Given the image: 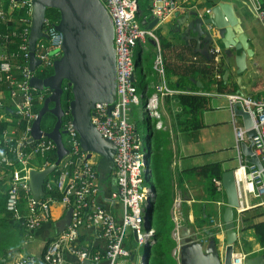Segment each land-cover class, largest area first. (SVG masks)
<instances>
[{
    "label": "built area",
    "instance_id": "2783aa9c",
    "mask_svg": "<svg viewBox=\"0 0 264 264\" xmlns=\"http://www.w3.org/2000/svg\"><path fill=\"white\" fill-rule=\"evenodd\" d=\"M101 1L113 19L116 66L115 99L111 104L96 102L92 109L91 120L102 136L112 140L116 145L113 156L114 186L108 198L111 201L119 200L122 204L120 218H117L109 209L94 203L95 196L102 190L103 181L98 177L94 162L81 148L79 135L73 126L69 108L63 110L61 122L66 141L63 143L68 152L59 161L55 169L56 173L44 183L48 190L55 188L60 198L44 195L40 199H35L31 195L28 183L30 157H40L42 166L45 167L49 165L48 152L55 149L54 141L46 136L34 140L35 143L25 149V146L32 142L29 141L30 128L38 114V111L34 109V103L42 102L51 89L39 90L29 84V79L38 65L34 70H31L28 65L31 0H0V19L10 27L13 24L15 28L21 27L18 31L11 27L12 35L21 39L17 44V56L16 53L6 51V42L0 44V83L6 84L10 89L16 117L15 126L6 127L0 132V165H17L9 178L5 209L24 228L26 237L30 238L32 232L40 224L51 218V203L62 202L71 208L68 224L45 246L41 258L47 264H68L65 252L74 254L80 263L90 261L96 264L104 258L108 264H130L128 258L131 252L124 243L127 230L131 228L135 231L137 244L142 243L147 237L151 240L153 236V229L145 230L146 220L143 208L146 190L144 171L147 163L145 150L136 133L135 124L128 119V111L131 103H139L142 99V95L137 93L134 82L133 49L138 44H143L148 38L157 40V35L154 27L146 28L139 22L138 0ZM248 2L255 16L264 26V0H248ZM178 6L177 0H150V12L157 18V21H163L173 15ZM22 9L24 14L14 15L15 10ZM206 12L210 14L211 9L207 8ZM57 22L58 20L45 17L43 30L48 37L39 38L35 45L36 58L40 59V63L43 62L45 66L51 68L54 59L61 55L60 44L63 34L55 27ZM161 56L156 57L155 64L158 71L163 73ZM12 57H23L24 63L14 61ZM68 87L66 81L62 83V91ZM178 92H183V90L171 89L164 82L158 83L155 85L154 94L147 99L146 107L154 109L158 97ZM216 94L226 96L232 111L235 106H239L250 116L252 120L250 128L254 129V134L250 136L252 152L261 164L259 168L253 162H242L240 146L248 139L246 134L248 128L236 124V118L232 113L235 147L240 159L234 168L239 196L238 205L234 209L239 219L240 214L250 205L246 198L247 189H250V192L257 197L264 195L262 174L264 169V98L234 91ZM149 104L153 106H147ZM153 113L158 116L157 111L153 110ZM64 116L66 118L63 120ZM22 120H24L23 129ZM11 154L14 155L15 160L10 159ZM213 181L217 190L223 189L220 177L214 178ZM22 200L26 201V208L21 207ZM180 201L177 196L171 208V217L174 221L173 236L177 242L180 238L179 227L181 225ZM212 220L217 227L222 228V222ZM86 221L99 227L100 234L106 241L103 251L81 248L77 244L81 227ZM177 247L178 244L173 253L178 260ZM244 257L245 254L242 252L233 251L231 263L242 264ZM12 264H39V259L33 253H19L13 259ZM142 264H145V258L142 259Z\"/></svg>",
    "mask_w": 264,
    "mask_h": 264
},
{
    "label": "crops",
    "instance_id": "0c3cea01",
    "mask_svg": "<svg viewBox=\"0 0 264 264\" xmlns=\"http://www.w3.org/2000/svg\"><path fill=\"white\" fill-rule=\"evenodd\" d=\"M141 1L144 4L143 6L146 9L148 8V11L146 10L144 13L139 9V22L142 23L143 20H147L146 22L149 23L153 18H151L150 12V0L146 3H144V0ZM218 1H227L233 6L234 12L240 18V24L247 36L248 46L252 53L247 54L245 58L246 65L242 72L238 71L231 46L227 48L224 47L221 38L210 22H204L202 25V28L209 32L208 34H200L196 30L195 25H193V22L198 18L205 19L208 15L206 9H211L212 5ZM177 2L179 6L175 9L173 15L163 21H157L152 26L154 27V31L158 30V35L155 33L157 35V40L148 38L143 43L150 42L154 46L151 52L153 55V67L157 71H155L151 77L144 72L143 77L147 84L139 88L144 104L143 108L145 110L143 117L147 125V131L142 140L145 156L148 153V160L144 171V186L146 189L143 200L146 220L145 230L153 229L154 232V228L150 226L148 222L149 220L153 221L152 218L155 211H157V215L159 214V209L155 210V208L158 194L161 191L163 195L161 211L164 212V208H168L167 212L164 213L165 216L168 215L169 220H171V228L168 230V234L170 239L174 242V245L170 247V256L175 260V264H183L182 256L184 254L188 255L186 259L192 258L193 261H198L199 263H201V261L208 263L209 258L203 257L202 255L198 256L197 252H195L196 256L185 248L191 246L193 241H197L200 243L203 254L207 255L212 253L210 243L213 242L218 256L223 257L226 230L222 216L226 205V197L210 196L209 192L213 193L214 191H210L208 188L206 189L202 183V175L198 174L194 168L195 166L210 162H218L221 170L235 168L238 165L237 162L233 167H225V162H227L225 159L226 157L222 158L220 155L225 151L223 147L232 142V150L236 152L237 161L240 160L235 147L232 113H234L236 118V124L243 126L244 116L247 113L239 106H235L232 111L226 96L216 93L234 91L246 93L257 98H264V58L258 56L259 47H257L256 32L248 18L247 11L249 10L254 18H256V22L259 20L252 11L248 0H177ZM243 5L247 7V10ZM141 45L142 44L137 45L139 49L136 58L142 56ZM196 52L199 55L212 59L213 63H221L220 65L223 67V72L221 73L219 70H216L212 76L215 79H223V83H225L224 91L218 90L215 81L208 83V81L202 80L199 76L182 75L179 73L182 64H186L189 61L188 58H190L191 53L194 54ZM158 55H162L163 73L158 71L155 64V59ZM136 68L138 67L136 66ZM225 70H228L229 73L226 77H223ZM134 79L138 80L139 77H135L134 74ZM161 82H164L171 89L204 95L206 97L204 107L206 106L215 111H202L203 107L201 111L198 112L201 126L188 129L189 127H184L182 123L183 120L188 119L189 113L184 111L182 105L179 104L177 100L176 96L179 92L158 97L154 109L146 107L147 99L155 92V85ZM0 91L7 92L10 95V89L6 84L0 83ZM4 105V101L0 99V117L10 125L15 115L1 112V109L7 107L14 109L13 101L12 104L7 107ZM147 106L153 105L149 104ZM153 110L157 111L158 116L154 115ZM239 118L241 122H239ZM146 119L151 123V130L148 129ZM153 119H155V121H153ZM13 126L14 123L9 127ZM223 132H228L229 137ZM64 135L63 133L62 140ZM245 142L248 144L249 140L247 139ZM240 148L242 162L248 163V157L243 152L242 145ZM230 150L231 148L226 150L228 154ZM154 155H156V158L153 166L151 160ZM89 158L94 162L96 168L99 155L93 152ZM203 158H206L207 161H204ZM163 166L165 168L162 169V172L167 170V176L165 178L167 182L165 184L168 186V197L165 195L166 190L163 188L162 184H160V190H158L159 186L153 179V173L159 171L157 176L159 180L158 183H160V169L163 168ZM14 167H17V165H0V264H12L13 259L19 253L25 252L36 255L39 259V264H47L41 258L43 251L47 242L61 231L60 221L65 217L69 207L62 202L56 201L51 203V218L40 224L32 232L31 237L27 238L24 228L21 227L19 222L5 209L6 190ZM29 168H43L40 157H30L28 170ZM50 177H52V175L48 174L46 178L48 179ZM113 186L114 178H107L103 181L102 190L95 196L94 203L109 209L117 218H120L122 215V204L119 200L111 201L108 198L109 192ZM218 191L224 190L216 189V192ZM177 196H179L181 200V225L179 227V235L184 228L188 230V235L186 236L187 240L184 243L180 242L181 235L178 242L173 236L174 221L171 217V208ZM246 198L250 205L240 214V217L238 216L239 219H237L236 210L233 209L234 228L236 230V241L233 244V251L245 254L242 264H244L246 260L249 261V264H263L261 255L264 254L261 251L262 246L256 235L250 237L255 240L251 252H246L238 247L241 244L240 231L243 228V218H248L245 212L264 204V195L259 198L250 192V189L246 191ZM21 207L26 208V201H21ZM263 218L264 215L259 217V219ZM212 219L222 222V228L217 227ZM134 235H136L135 231L129 228L124 240L125 246L131 252L128 258L130 264L133 262V264H135L140 259L137 254V249L140 245L146 246L142 257V259H144L147 258L149 247L155 242L152 236L151 240L150 237H147L142 243L137 244V242L134 243ZM105 243V238L100 234L99 227L86 221L81 227L77 244L81 248L103 251ZM177 244L178 260L173 253ZM206 249L207 251H205ZM65 255L68 259V264H92L90 261L80 263L76 256L70 252H65ZM96 264H108V261L101 258Z\"/></svg>",
    "mask_w": 264,
    "mask_h": 264
},
{
    "label": "water",
    "instance_id": "95a60500",
    "mask_svg": "<svg viewBox=\"0 0 264 264\" xmlns=\"http://www.w3.org/2000/svg\"><path fill=\"white\" fill-rule=\"evenodd\" d=\"M48 7L56 8L59 12L55 27L63 34L60 44L61 55L54 59L50 74L40 76L35 72L29 79V84L39 90L51 89V92L43 99L37 117L32 121L29 141L37 140L41 136L52 139L57 156L54 162L43 168H29L28 183L30 193L35 199L44 196L45 178L56 169L61 158L68 152L62 140L64 130L61 129L63 108L60 96L64 81L71 88L72 98L68 108L73 126L79 135L81 148L88 151L87 157L93 152L99 155L96 168L101 181L114 178L113 156L116 151L115 143L102 136L91 120L92 109L96 102L111 104L115 99L116 66L113 19L101 0H31V22L28 34V65L31 70H34L35 66L40 63V59L35 56L37 40L41 37H48L43 30L45 12ZM151 18L152 21L149 23L143 20L141 24L146 28H151L157 22V18L152 14ZM204 22H210L213 25L224 47L231 46L238 71L242 72L246 65L245 58L252 51L233 6L227 1H218L213 4L211 13L205 19L198 18L193 22L200 34L209 33L202 28ZM228 73L229 71L225 70L223 77H226ZM46 111L56 117L50 130H44L41 127V118ZM251 125L252 120L246 114L244 126L248 128L246 134L249 143L242 142L241 145L248 157L247 160L261 168L258 157L252 152L250 136L254 134V129L250 128ZM262 174L264 176V169ZM220 178L226 196L222 216L226 230L224 255L223 257L218 256L213 242L210 243L212 253L205 255L200 243L193 241L191 246L185 249L193 254L197 252L198 256L209 258V262L199 263L193 261L192 258L186 259L188 255L184 254L183 264H232L233 244L236 241L233 209L238 205L239 200L234 168L222 170ZM70 216L71 208L69 207L65 217L60 221L61 230L68 224ZM186 229L184 228L180 233L181 243L187 240L188 230ZM134 237V243H136V235ZM261 259L264 264V255H261ZM244 264H249V261L246 260Z\"/></svg>",
    "mask_w": 264,
    "mask_h": 264
},
{
    "label": "trees",
    "instance_id": "16d2710c",
    "mask_svg": "<svg viewBox=\"0 0 264 264\" xmlns=\"http://www.w3.org/2000/svg\"><path fill=\"white\" fill-rule=\"evenodd\" d=\"M144 1H145L144 3H146L148 0H144ZM143 5H144L143 2L141 0H138V6H139L140 11L145 13L146 10L148 11V8L146 9ZM21 14H24L23 9L14 11L15 16H19ZM45 17L50 18L52 20H58L59 18L58 9L53 8V7H48L45 12ZM11 27L13 29L15 28V25L13 24ZM11 27L9 25H6L5 22L0 19V44L2 42H6V51L8 53H16V56H17V44L18 42L21 41V39L18 36L12 35ZM20 28L21 27L18 26L15 29L16 31H18L20 30ZM12 58L14 61L18 63H24L23 57H16V58L12 57ZM188 59L189 61L186 64H182L181 71H179V73H181L182 75L185 74V75L199 76L202 80L204 79L208 81V83L211 81H215L217 84L218 90L220 91L225 90V83H223V79L222 78L215 79L212 76L214 75V72L216 70H219V72L221 73L223 72V67H221L220 65L221 63L219 64L213 63L212 59L199 55L197 52L194 54L191 53V56ZM136 66L138 68H136ZM135 69H137L139 72L138 73L139 79L137 80V84H136L137 89H139V88H142L143 86H146L147 84L143 77L144 68L142 65V56L136 58ZM51 72H52V68L39 71L36 74L40 76H45V75L50 74ZM134 82H135V79H134ZM176 97H177L179 104L182 105L184 111L189 113L188 119L183 120V123H182L183 126L191 127V128H198L199 126H201V121L198 117V112L201 111V109L204 107V104L206 102V97L202 94H196V93H190V92L179 93L177 94ZM71 98H72V92L69 86L68 88L62 91L61 96H60L61 106L63 110L68 109L69 101ZM42 102L40 101L35 102L34 109L38 111L42 105ZM4 106L7 107L9 105H4ZM4 113L12 115L14 114V110L7 107L4 109ZM64 118H66V116L63 117V120ZM55 119L56 117L52 113L45 112L41 118L42 129L50 130L53 127ZM15 120H16V117L13 118V122H12L14 123V126H15ZM46 120H47V125H44V121ZM146 121L148 124V129L151 130L152 129L151 123L147 119ZM10 125H8V123L0 117V132L2 129L9 127ZM19 127H21V125ZM19 127L17 126L18 129ZM23 127H24V120H22V129ZM63 140H64L63 142L65 143L66 142L65 135L63 136ZM34 143L35 141L28 143L25 146V149H28L29 146ZM147 155L148 153L146 154V158H147L146 162L148 160ZM56 156H57L56 149L50 150L47 156V160L49 162L48 164H51L52 162H54V160L56 159ZM10 159L15 160L13 154L10 155ZM151 162H152V165L154 166L155 164L154 157H152ZM194 169L197 171L198 174H201L202 176L209 178L210 190L216 191V187L214 185L213 179L219 178L221 176L222 170H221L220 164L218 162H210V163H205L203 165L195 166ZM55 173H56V170L50 173V175L52 174L54 175ZM45 180H44V183H45ZM44 183H43V186H44ZM44 192H45L44 195H50L56 199L60 198V194L57 190H55V188L51 190L44 188ZM158 209H159V214L157 215L156 219L153 221L149 220L148 222L149 225L154 228L153 237H154L155 242L152 244V246L149 247L147 258H145V264H166V260L168 257L171 259L170 262L172 264H175V260L172 259V257L170 256V247L174 245V242L170 239L169 234H168V230L171 228L170 227L171 220H169L168 215L165 216V213L161 211V207H159ZM251 227L254 230V233L257 236L260 245L262 246L261 251L264 254V218L252 222Z\"/></svg>",
    "mask_w": 264,
    "mask_h": 264
},
{
    "label": "rangeland",
    "instance_id": "374dc122",
    "mask_svg": "<svg viewBox=\"0 0 264 264\" xmlns=\"http://www.w3.org/2000/svg\"><path fill=\"white\" fill-rule=\"evenodd\" d=\"M243 6L247 10V7L245 5H243ZM247 14H248V18H249L250 22L252 23V27L256 32L255 34H256V39H257V47H259L258 56H261L262 58H264V26L259 21L256 22V18H254V16L251 14V12L249 10L247 11ZM155 33L158 35V30H156ZM141 46H142V65L144 68V72L151 77V75L156 71L155 68L153 67V55L151 52V51H153L154 46L150 42L142 44ZM138 49H139L138 46H135L133 49V59L134 60H136ZM50 68L51 67L45 66L44 63L42 62L36 66L35 72L37 73L39 71H43L45 69H50ZM134 73H135V77L136 76L139 77V75H138L139 72L137 69L134 70ZM135 84H137V80H135ZM137 93L140 95L141 92L139 89H137ZM0 99H2L4 101L5 105H11L12 104V99H11L9 93H7V92L0 91ZM143 107H144V104H143V101L141 99L139 103H131L130 104V110L128 111V119L132 123L135 124L136 133L138 134L141 141L144 139V136H145L146 131H147V127H146L147 125H146V122L144 121V117H143L144 112H145ZM202 111L211 112V111H215V110L209 109L205 106L202 109ZM1 112H4V109H1ZM46 112H49V111H46ZM153 121H155V119H153ZM239 122H241L240 118H239ZM42 124H43V122H42ZM44 125H47V120L44 121ZM188 129H193V128L189 127ZM224 131H225V129H224ZM223 133L228 135L227 137H229L228 132H223ZM227 137H226V140H227ZM231 145H232V142H230L229 144H226V146L223 147V150H225L224 153L222 155H220L222 158L226 157L225 159L227 162H225V167H233L238 162L237 158H236V152H234L232 150ZM230 148H231V150L228 154V152L226 150H228ZM153 157L156 158V155H154ZM203 159H204V161H207L206 158H203ZM164 168L165 167L163 166V168L160 169V177H161L160 183H158L159 180H158V176H157V174H159V171L153 173V179L156 182V184H158V186H159L158 190H160V184H162L163 188H165V190H166L165 195H166V197H168V194H167L168 186L165 184L167 182V181H165V178L167 176V170L162 172V169H164ZM196 181H198V180H196ZM202 183L206 187V189L208 188L210 190L209 178L202 176ZM209 195L214 196V197H217V196H222L223 198L226 197L224 191H218V192L214 191L213 193L209 192ZM162 200H163V195L160 191L158 194L157 201H156L157 204H156L155 210H157L159 207L162 208V205H161ZM167 209L168 208H166V209L164 208L163 211L167 212ZM245 215L248 218H243V220H244L242 222L243 228L240 231L241 244L238 247H240L242 250H244L246 252H251L253 249V245L255 243V240L250 238L251 236H255L254 230L251 227V223L256 221L257 219H259V217H261L262 215H264V204L254 208V209H251L249 211H246ZM156 217H157V211H155L152 219L155 220ZM145 247H146L145 245H140L137 249V254L140 257V259L138 260V264H142V257H143ZM170 261H171V259L168 257L166 260V264H172Z\"/></svg>",
    "mask_w": 264,
    "mask_h": 264
}]
</instances>
